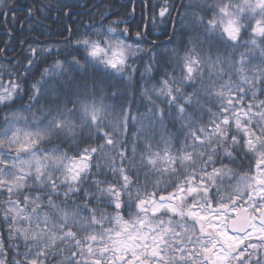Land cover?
Wrapping results in <instances>:
<instances>
[{"label": "clouds", "instance_id": "9594fccd", "mask_svg": "<svg viewBox=\"0 0 264 264\" xmlns=\"http://www.w3.org/2000/svg\"><path fill=\"white\" fill-rule=\"evenodd\" d=\"M160 3L167 17L142 38L100 14L47 47L39 64H0V82L8 86L7 73L19 84L0 92V264H83L87 253L74 255L77 240L145 216L158 226L171 218L173 227L194 228L167 211L150 216L141 201L192 177L209 189L193 199H227L243 195L257 175L264 163V0L153 5ZM105 37L131 46L124 65L112 68L77 43Z\"/></svg>", "mask_w": 264, "mask_h": 264}, {"label": "snow or ice", "instance_id": "6c2138e0", "mask_svg": "<svg viewBox=\"0 0 264 264\" xmlns=\"http://www.w3.org/2000/svg\"><path fill=\"white\" fill-rule=\"evenodd\" d=\"M152 8L153 21L157 18L162 20L169 13L163 3L152 5ZM114 23H119V20ZM116 31L115 27L109 26V33ZM123 31L128 32L129 28L126 26ZM135 37L142 38V32L136 31ZM77 43H83L90 50V56L104 57V62L112 68L124 65L131 53V46L119 39L105 37L103 42L84 39ZM30 51L33 57H38L41 52L52 49L30 48ZM33 63V60H28L29 65ZM53 67L61 69L62 65L56 63ZM45 71L48 72L47 69ZM18 87L19 84L11 80L7 87L0 82V92L11 89L9 94H12ZM224 123L230 121L225 118ZM88 159L90 157L85 155L82 163ZM75 168L78 174L80 165ZM196 180L192 177L186 186L163 195L153 194L151 199L141 201L142 211L150 216L157 217L167 211L182 221L190 219L194 228L185 223L173 227L171 218L167 222L161 220L158 226L145 216L138 225L124 222L119 231H109L107 236H86L84 243L77 240L81 251L74 255L86 252L82 256L83 264H264V163L257 165V175L243 195L237 192L227 199H217L210 194L203 202L193 199V194L209 193L206 182L200 180L197 185ZM178 201L181 207L176 206ZM184 201L190 202L187 208L183 207ZM169 236L171 247L166 255L164 249L170 243ZM105 256L109 257L107 262ZM31 264H39V261L34 259ZM76 264H81V261L77 260Z\"/></svg>", "mask_w": 264, "mask_h": 264}, {"label": "trees", "instance_id": "16d2710c", "mask_svg": "<svg viewBox=\"0 0 264 264\" xmlns=\"http://www.w3.org/2000/svg\"><path fill=\"white\" fill-rule=\"evenodd\" d=\"M153 3L154 0H148L147 4L145 0L128 4L117 1L109 3V0H14V3L8 0L0 11V51L4 50V54L14 52L10 59L5 56V60H2L0 57V64L30 67V59L39 64L49 55L41 52L38 57H33L30 48L43 49L65 38L71 39L70 34L78 26L91 24L92 18L98 19L100 14L106 20L122 21L121 27H129L130 37L134 38L138 30L150 33L159 24V18L155 21L152 19ZM168 26L171 29L172 21ZM13 79L4 74L5 84Z\"/></svg>", "mask_w": 264, "mask_h": 264}, {"label": "flooded vegetation", "instance_id": "af4514ba", "mask_svg": "<svg viewBox=\"0 0 264 264\" xmlns=\"http://www.w3.org/2000/svg\"><path fill=\"white\" fill-rule=\"evenodd\" d=\"M121 2V3H123V4H128L129 2H131V3H135L137 0H109V3H111V2ZM14 52V50H12V51H9L7 54H4V50H2V51H0V57H1V59L2 60H5V56L8 58V59H10L9 58V56L12 54ZM13 59H14V57H13Z\"/></svg>", "mask_w": 264, "mask_h": 264}, {"label": "rangeland", "instance_id": "374dc122", "mask_svg": "<svg viewBox=\"0 0 264 264\" xmlns=\"http://www.w3.org/2000/svg\"><path fill=\"white\" fill-rule=\"evenodd\" d=\"M8 0H0V11L3 9L4 4L7 2ZM12 10V9H11Z\"/></svg>", "mask_w": 264, "mask_h": 264}, {"label": "water", "instance_id": "95a60500", "mask_svg": "<svg viewBox=\"0 0 264 264\" xmlns=\"http://www.w3.org/2000/svg\"><path fill=\"white\" fill-rule=\"evenodd\" d=\"M145 32V31H144Z\"/></svg>", "mask_w": 264, "mask_h": 264}]
</instances>
